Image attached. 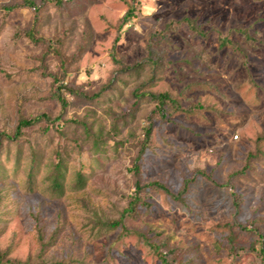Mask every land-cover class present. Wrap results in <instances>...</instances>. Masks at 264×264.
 <instances>
[{
    "label": "rangeland",
    "instance_id": "374dc122",
    "mask_svg": "<svg viewBox=\"0 0 264 264\" xmlns=\"http://www.w3.org/2000/svg\"><path fill=\"white\" fill-rule=\"evenodd\" d=\"M20 1L0 0V135H12L20 117H57L59 85L89 95L106 91L93 101L65 91L68 107L56 126L42 123L17 142L0 137V254L35 259L43 236L52 244L44 255L47 264H160L137 236L99 224L124 216L127 229L176 248L184 264H261L252 249L260 237L234 222L260 220L264 236V0H68L71 7L64 10L49 3L40 35L49 40L69 32L70 41L68 66L49 59L47 74L39 62L46 48L16 37L33 13L1 10ZM131 6L133 17L121 25ZM185 17L196 19L209 39L185 26L172 33L175 50L164 45L169 58L194 59V70L181 71L179 80L168 69L152 90L170 92L183 109L197 103L208 109L162 119L145 100L123 119L137 105L131 97L137 83L118 76L117 61L145 58L153 33ZM221 38L232 44L221 46ZM180 66L189 65L174 69ZM191 83L197 86L188 88ZM149 121L151 139L139 160L141 185L157 182L173 195L187 185V194L180 202L147 187L141 198L148 205L125 215ZM82 123L91 128L89 135ZM92 136L100 139L98 149ZM60 149L64 191L57 195L51 179ZM249 153L256 158L248 162ZM79 172L84 182L75 187ZM231 234L243 248L238 253L228 246Z\"/></svg>",
    "mask_w": 264,
    "mask_h": 264
},
{
    "label": "trees",
    "instance_id": "16d2710c",
    "mask_svg": "<svg viewBox=\"0 0 264 264\" xmlns=\"http://www.w3.org/2000/svg\"><path fill=\"white\" fill-rule=\"evenodd\" d=\"M53 4L56 8L59 10L67 9L68 7H71V1L68 0H21L19 3H15L9 6H4L1 8L2 11H5L6 15H10L14 12L20 11V10H29L33 13V21L32 23L26 28V30L21 31L19 30L16 33L17 38H26L28 41H30L32 44H34L37 47H44L46 48V51L42 54V56L39 59L40 67L42 70L47 71L46 64H48L49 59L55 58V60H60L62 62V66H65V47L69 40V32L65 35L58 34L53 39H45L40 35V29H41V23L43 21V16L46 12V5L47 4ZM134 4H138L139 0H133ZM133 7H130V10L128 13L123 17L121 25H125L129 18L133 17ZM181 26H185L195 37H199L200 39L207 40L209 39V33L204 31L203 27L198 25V22L196 19H191L189 17H185L180 21H171L168 23L165 28H163L160 31H157L153 33L151 36L150 42L148 44L147 48V55L145 58L141 59L140 61L134 62L132 64H126L121 61H117V64L120 66V71L118 72V76H130L133 77L135 82L137 83V86L135 87L134 91L131 93V97L134 100V103L137 104L133 106V108L128 111L122 118H126L127 116L135 115V111L137 109L136 106L139 107V104L142 101H149L155 104V109L153 111V114L156 116H159L162 119H166L169 116H172L175 113L181 112V113H187V114H193L195 112H200L207 110L208 107L201 103H197L196 105H191L187 109H183L182 104L180 100L173 96L170 92H157L152 90L156 84L161 81L162 76L169 71L168 69H172L171 71L176 72L177 78L179 80H182L183 76H179L178 74L181 73L184 75V73H188V71L194 70L193 60L188 61H180L176 62L169 58V53L165 49V44L168 46L174 47L171 35L174 33L178 28ZM246 38L249 39V36L246 34ZM116 42H118V38L116 39ZM227 44H232L231 41H229L228 38H221L220 39V45L226 46ZM177 48V46H176ZM187 63L189 66H180V71L175 70V66L177 64L181 63ZM66 65L68 66V63L66 62ZM174 69V70H173ZM45 71V73H46ZM200 71V68H197V72ZM184 72V73H183ZM47 74V73H46ZM180 74V75H181ZM57 78L54 77V82L57 83ZM197 86V84H190L187 87L191 88ZM63 89V90H62ZM67 91V93H70L77 97H83L89 101H93L102 96L101 94L106 91L105 89H102L99 94L96 95H89L87 93H83L75 88H66L63 85H59L56 91L54 92L55 96L58 99V102L61 106V111L59 115L55 118H51V116L47 114H42L37 117H20L18 120V123L15 127V131L12 135H9L7 133H1L0 137L2 140L6 141H19L25 134V131L29 129H33L37 126H39L42 123H46L50 126H56L61 120L63 119V116L66 112V109L68 107L67 100L64 97V93ZM148 127L145 129L144 133V139H143V147L140 151L139 157L137 158V161L133 168V173L135 174L137 180L135 185V192L133 195L129 197V203L128 207L124 210L125 215L134 216L138 213V208L140 206H147L148 204L141 198V194L144 193V190L148 188L155 187L157 189L163 190L168 195H170L173 199L183 202L184 196L187 194V185L184 186L182 191L178 195H173L164 185L159 184L157 182L151 183L149 185L143 186L141 185V182L139 180V174H140V166H139V160L141 158V155L145 152V150L148 147L149 141L151 139L152 135V123L149 121ZM84 127V131L86 134H90L91 128H89L86 124H81ZM58 126H61L60 124ZM49 127L46 128V131H49ZM95 138L94 140V147L96 149L99 148L100 139L98 136H92ZM2 148V143L0 140V152ZM56 158L57 161L54 165V169L52 172V179H51V191L54 194L62 195L64 191V184L62 182V174H63V164H62V150L56 151ZM256 156L252 153H249L247 161H252L255 159ZM236 177V174H233L230 176V179H233ZM75 187L81 186V184L84 182L83 177L81 173H77L74 180ZM226 186H229V184H226ZM230 187V193L231 196L234 199L235 203H239V196L235 192L234 188L232 186ZM237 203V204H238ZM239 205V204H238ZM237 207V206H236ZM260 220L247 222L245 224L234 222V226H237L239 230L258 235L260 237L259 241V247L258 249H255L252 247V249L258 254V257L261 261V264H264V236L260 235V227L257 225ZM102 226L109 228V229H118L120 228L122 232L126 235H135L138 237L139 240H141L147 247L150 248V250L154 253V255L159 260L160 264H184L183 259L181 258V254L179 251L174 249H167V244H158L154 242L152 239L148 237L145 233H142L140 231L136 230H129L125 227L124 224V216H122L118 220H112V221H104L99 222ZM236 237L231 234L228 238L229 241V247L231 250V253H238L239 250L243 249L242 246L238 243V241L235 240ZM50 241H46L43 236H40L39 238V246H40V252L35 257V259H31V257L25 261L21 262L18 260H12L8 258L7 253L0 254V264H47L44 260V255L47 252L48 248L51 246ZM52 264H63L60 262H54Z\"/></svg>",
    "mask_w": 264,
    "mask_h": 264
}]
</instances>
